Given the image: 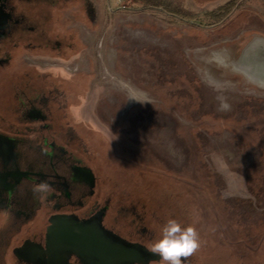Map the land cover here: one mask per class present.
<instances>
[{
    "label": "rangeland",
    "instance_id": "1",
    "mask_svg": "<svg viewBox=\"0 0 264 264\" xmlns=\"http://www.w3.org/2000/svg\"><path fill=\"white\" fill-rule=\"evenodd\" d=\"M25 8L29 20L84 40L80 55L18 52L15 63L71 74L48 79L75 101L64 112L103 192L145 204L154 239L169 218L194 223L203 264H264V86L226 66L264 42V0H37ZM243 147L263 166L247 184ZM5 229L0 218V237Z\"/></svg>",
    "mask_w": 264,
    "mask_h": 264
},
{
    "label": "flooded vegetation",
    "instance_id": "2",
    "mask_svg": "<svg viewBox=\"0 0 264 264\" xmlns=\"http://www.w3.org/2000/svg\"><path fill=\"white\" fill-rule=\"evenodd\" d=\"M27 2L32 6L37 0H0V14L8 16L0 37V83H5L0 86V218L6 225L0 237V264H11L10 258L14 264H54V260L84 264L72 241H57L51 233L47 247V232L56 227L52 222L56 217L71 230L87 222L95 235H99L96 227L100 222L107 231L147 249L155 239L145 204L137 208L132 201H119L103 192L100 177L86 160V149L64 112L75 101L48 79L63 83L71 80V74L67 78L57 70L20 68L15 63L18 52L32 55L45 50L61 57L66 48L65 55L71 57L83 53L85 46L78 34L69 39L65 23L66 33L61 34L63 29L56 30L59 27L54 22L42 17L29 20ZM75 8L68 10L74 12ZM68 28L74 30L75 25ZM245 149L241 153L246 159L241 155L239 166L243 177H248L247 184L252 174L259 177L263 166L254 164L253 148ZM42 182L48 190L34 193ZM23 245L16 255L14 250ZM152 256L144 264H161L158 256ZM200 256L195 253L184 264H203ZM129 258L130 254L112 255L114 264Z\"/></svg>",
    "mask_w": 264,
    "mask_h": 264
},
{
    "label": "water",
    "instance_id": "3",
    "mask_svg": "<svg viewBox=\"0 0 264 264\" xmlns=\"http://www.w3.org/2000/svg\"><path fill=\"white\" fill-rule=\"evenodd\" d=\"M7 17V14H0V37L3 35L1 30L4 28ZM260 35L263 34L254 32L249 37H258ZM226 66H228L234 75H238V73L248 74L256 85L264 86V42H254L250 45L249 49L240 52L237 57L230 59ZM52 222L56 223V227L52 226L48 229L47 247L49 248L48 237H50L51 233H53L57 241H72L75 245V252L79 254L84 264H114L112 255L116 253L118 255H131V258L127 261L118 259V264H144L153 257L152 253L144 246L126 241L114 233L107 231L100 222L96 227L99 232L97 236L94 234V229L87 225V222L80 223L79 226L72 230L64 228L61 217H56V220H52ZM24 246L15 249L14 253L18 255ZM24 259L32 261L31 258L24 257ZM53 263L68 264L66 260L63 262L54 260Z\"/></svg>",
    "mask_w": 264,
    "mask_h": 264
},
{
    "label": "clouds",
    "instance_id": "4",
    "mask_svg": "<svg viewBox=\"0 0 264 264\" xmlns=\"http://www.w3.org/2000/svg\"><path fill=\"white\" fill-rule=\"evenodd\" d=\"M140 101L136 97H131ZM49 186L41 183L33 189L34 193L47 191ZM202 241L194 223L182 224L175 218H169L160 227L158 237L148 246L147 250L158 256L161 264H184L201 247Z\"/></svg>",
    "mask_w": 264,
    "mask_h": 264
},
{
    "label": "bare ground",
    "instance_id": "5",
    "mask_svg": "<svg viewBox=\"0 0 264 264\" xmlns=\"http://www.w3.org/2000/svg\"><path fill=\"white\" fill-rule=\"evenodd\" d=\"M204 53H205V52H204ZM206 54H208V53L206 52ZM211 63H212V62H211ZM206 64H207V63H206ZM213 64H214V63H213ZM210 69H211V67H210ZM210 69H209V70H210ZM225 69H226V68H225ZM209 70H208V71H209ZM211 70H213V69H211ZM215 70H216V69H215ZM223 70H224V69H222V71H223ZM219 71H221V69H220ZM214 72H216V71H213V73H214ZM213 73H212V74H213ZM210 74H211V73H210ZM217 75H218V74H217ZM225 75H226V74H225ZM69 228H70V227H69ZM96 235H97V234H96ZM54 246H55V245H54ZM65 246H66V245H65ZM56 247H57V246H56ZM69 247H70V246H69Z\"/></svg>",
    "mask_w": 264,
    "mask_h": 264
}]
</instances>
